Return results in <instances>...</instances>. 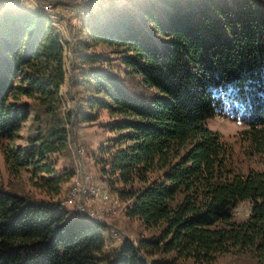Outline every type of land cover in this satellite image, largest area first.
<instances>
[{
    "label": "trees",
    "instance_id": "obj_1",
    "mask_svg": "<svg viewBox=\"0 0 264 264\" xmlns=\"http://www.w3.org/2000/svg\"><path fill=\"white\" fill-rule=\"evenodd\" d=\"M50 25L37 9L0 14L3 161L42 194L0 189V264H214L227 254L264 264V169L235 170L205 126L239 122L249 151L264 152V2L143 0L90 15L75 42L73 112L61 107L64 47ZM100 113L108 136L89 159L124 217L155 230L116 249L105 225L59 202L74 176L68 127ZM25 122L24 144L9 146ZM53 155L68 164L55 170Z\"/></svg>",
    "mask_w": 264,
    "mask_h": 264
},
{
    "label": "rangeland",
    "instance_id": "obj_2",
    "mask_svg": "<svg viewBox=\"0 0 264 264\" xmlns=\"http://www.w3.org/2000/svg\"><path fill=\"white\" fill-rule=\"evenodd\" d=\"M135 1L143 0H0V14L6 10L19 12L37 9L49 17L50 23H52L50 26L57 33L64 47L65 81L59 90L61 107L64 112L69 110L73 112L76 104L71 94L70 82L75 42L80 36L79 29L90 15L103 16L105 12H111L114 9L128 8ZM256 1L264 2V0ZM61 2L63 3L57 4ZM93 51L108 52L104 47H95ZM107 119L105 113H100L96 123L80 125L74 130L68 127L69 161L72 164L74 176L62 185L59 202L71 217L85 216L90 220L93 218L95 223L105 225L107 230L102 231L101 234L107 240L108 248L116 249L124 239L135 245L138 239L153 235L155 230H145L138 221L128 220L124 217L122 205L108 193L106 185L100 180L98 168L89 159L98 143L108 136L99 125ZM205 126L210 131L218 133L222 141L231 148V165L235 170L246 172L247 170L260 171L264 169V152L257 154L249 151L247 144L241 141L238 136L239 132L244 129L239 122L215 117L207 120ZM27 134L28 123L25 122L20 125L16 137L9 146H22ZM5 146V142H0V189L41 198L42 194L32 186L27 171L20 170L16 173L8 171L3 161L2 149ZM52 162H55V170L68 164L64 158L57 155L52 156ZM81 175L86 182L85 186L90 187L89 189H82ZM81 207H84V210H82V214H79ZM246 212L247 205L241 204L235 211L234 218L238 220ZM85 214H92L93 216L91 218ZM157 259L158 257L154 256L148 260L156 261ZM242 260H246V257L227 254L217 257L214 264H237Z\"/></svg>",
    "mask_w": 264,
    "mask_h": 264
},
{
    "label": "built area",
    "instance_id": "obj_3",
    "mask_svg": "<svg viewBox=\"0 0 264 264\" xmlns=\"http://www.w3.org/2000/svg\"><path fill=\"white\" fill-rule=\"evenodd\" d=\"M62 3H63V2H61V3H57V4H62ZM43 11H46V10L43 9ZM80 178H82V189H89V188H90L89 186H88L89 188H87V187L85 186V185H86V184H85L86 182L84 181V178H83L82 175L80 176ZM77 189H78V188H77ZM82 191H84V190H82ZM76 200H77V197H76ZM80 205H81V204H80ZM79 209H81V211L78 212V213H79V214H82L81 212H82V210H84V207H81V208H79ZM85 215H88V216H90L91 218H92V216H93L92 214H85ZM92 219H93V218H92Z\"/></svg>",
    "mask_w": 264,
    "mask_h": 264
}]
</instances>
